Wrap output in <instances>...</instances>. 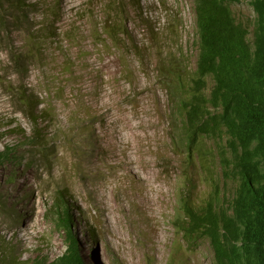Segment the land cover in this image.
Returning <instances> with one entry per match:
<instances>
[{"label":"rangeland","instance_id":"obj_1","mask_svg":"<svg viewBox=\"0 0 264 264\" xmlns=\"http://www.w3.org/2000/svg\"><path fill=\"white\" fill-rule=\"evenodd\" d=\"M68 1L0 0V150L37 128L43 137L0 166V264L66 251L67 230L47 213L61 194L85 264H211L207 240L180 244L179 200L203 204L215 185L229 199L236 183L209 139L194 140L200 159L188 163L157 71L166 54L195 66L192 0ZM230 9L254 16L249 0Z\"/></svg>","mask_w":264,"mask_h":264},{"label":"trees","instance_id":"obj_2","mask_svg":"<svg viewBox=\"0 0 264 264\" xmlns=\"http://www.w3.org/2000/svg\"><path fill=\"white\" fill-rule=\"evenodd\" d=\"M235 1L192 0L194 68L184 65L176 53L166 54L164 60L157 57L159 80L181 117L186 160L191 164L192 156L200 159L195 139H209L223 177L236 183L229 199H219L217 185L198 206L190 198L180 199L173 225L180 244L208 241L211 264H264V0H249L254 16L245 22L230 9ZM114 29L106 34L113 37ZM19 94L32 114L29 99L24 92ZM12 132L21 133L19 129ZM39 133L37 128L34 135L5 144L0 166L15 161L19 142L43 140ZM68 208L61 194L47 211L59 228L67 230L66 251L50 261L39 255L22 264H85L70 230ZM180 244L174 245L170 260L179 254ZM10 264H17V259L13 257Z\"/></svg>","mask_w":264,"mask_h":264},{"label":"bare ground","instance_id":"obj_3","mask_svg":"<svg viewBox=\"0 0 264 264\" xmlns=\"http://www.w3.org/2000/svg\"><path fill=\"white\" fill-rule=\"evenodd\" d=\"M63 5V8H66L68 5H71V3L68 1V0H64V2L62 3ZM72 6V5H71ZM69 6V7H71ZM85 100V99H84ZM128 150V149H127ZM131 150V149H129ZM149 178V176H147ZM151 201H155L154 199H150ZM150 200L149 199H145L144 202H146L147 204L150 203Z\"/></svg>","mask_w":264,"mask_h":264}]
</instances>
